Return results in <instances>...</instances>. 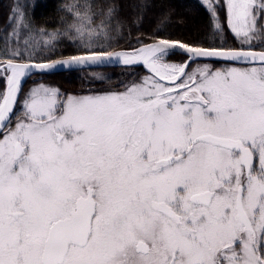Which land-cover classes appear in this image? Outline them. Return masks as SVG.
Segmentation results:
<instances>
[{"label": "snow or ice", "instance_id": "1", "mask_svg": "<svg viewBox=\"0 0 264 264\" xmlns=\"http://www.w3.org/2000/svg\"><path fill=\"white\" fill-rule=\"evenodd\" d=\"M227 7L248 50L159 39L105 51L94 46L104 20L92 27L89 10L68 26L82 54L0 63V264H264V50H251L264 29L254 0ZM177 48L188 60L168 62ZM194 58L251 66L188 73ZM114 61L154 76L66 98L34 85L16 114L33 70Z\"/></svg>", "mask_w": 264, "mask_h": 264}, {"label": "trees", "instance_id": "2", "mask_svg": "<svg viewBox=\"0 0 264 264\" xmlns=\"http://www.w3.org/2000/svg\"><path fill=\"white\" fill-rule=\"evenodd\" d=\"M75 5L79 7H73L70 12L69 7ZM13 9L22 13L19 25L16 19H10L14 15ZM109 9H112L110 15ZM225 9L224 0H208L207 3L204 0H0V62L8 59L42 62L82 54L83 46L68 26L79 24L75 16L77 11L84 14L89 10L95 13L92 27L104 20L107 38L102 36L94 46L103 45L105 51L133 50L159 39L179 40L196 47H239L228 28ZM259 18L261 23L258 25L262 29V15ZM17 51L21 53L19 58L13 56ZM185 58L182 53L171 54V59L184 61ZM203 61L216 64L214 67L239 65L208 60H197L190 65ZM127 69L147 73L141 66L74 69L37 74L24 87L31 81H41L64 94L85 93L103 87L118 88V75ZM93 71L105 76L90 75ZM5 85V81L0 80V90Z\"/></svg>", "mask_w": 264, "mask_h": 264}, {"label": "rangeland", "instance_id": "3", "mask_svg": "<svg viewBox=\"0 0 264 264\" xmlns=\"http://www.w3.org/2000/svg\"><path fill=\"white\" fill-rule=\"evenodd\" d=\"M205 3H207L208 0H204ZM225 1V13H226V20H227V25H228V28L231 32V34L233 35L234 39L237 40V42L239 43L238 46L239 47H242V48H248L249 46L245 43H243V37H237L235 35V33L232 32L230 26H229V23H228V0H224ZM254 3L256 5V8H255V12H254V15L258 17V24L260 25V21H261V18L260 15H261V9L259 7L260 3H261V0H254ZM257 24V28H259L260 26ZM261 29V28H260ZM262 29H264V15H262ZM252 47H259L261 49H264V38H254L252 41H251V48ZM168 62L170 63H182L183 61L181 60H175V59H171V55L167 58ZM1 63V62H0ZM3 63V62H2ZM205 64L209 65L211 67V69L213 71L219 69V70H226L228 68H231V67H237V68H244V67H250L251 65H248V64H245V65H242V64H239V65H236V64H225L224 66H219V67H214L216 64L214 63H211V62H206V61H203L201 63H195L193 64L191 67L189 66L188 69L186 70L188 73H193V72H197L200 68H202ZM146 71L147 73H137L136 71L134 72L133 70H130V69H127V70H122L120 71L119 75L120 78H118V82H119V86L118 88H115V87H107L104 89H95L93 91H90V92H85V93H71V94H74V95H89V94H96V93H101V92H121V91H124L126 89V87H130L133 83H136V84H139L142 82V80L145 78V77H152V75H150L149 73L151 72L150 70H148L146 68ZM92 76H95V77H104L105 74L103 75L101 72H96V71H93V72H90ZM32 78V77H31ZM0 80L1 81H5L6 83V74L4 73V70L2 68H0ZM31 80H34V79H31ZM38 84H45L49 87H52V88H56L52 85H49L48 83L46 82H41V81H31L29 84H27L23 91H22V95L20 96V99L18 101V106L16 107L15 111H16V114L19 115L22 111V104H23V99H24V94L28 92V90L30 88H32L34 85H38ZM6 87V85H5ZM62 94H64V92L60 91ZM69 94V93H68ZM65 98L67 96V94H64ZM15 119L16 117L13 116L12 118V125L11 126H14L15 124ZM2 135V133L0 134Z\"/></svg>", "mask_w": 264, "mask_h": 264}, {"label": "water", "instance_id": "4", "mask_svg": "<svg viewBox=\"0 0 264 264\" xmlns=\"http://www.w3.org/2000/svg\"><path fill=\"white\" fill-rule=\"evenodd\" d=\"M155 41H156V40H155ZM153 42H154V41L149 42V43H146V44H151V43H153ZM143 45H145V44L140 45V46L137 47L136 49L141 48ZM204 48H206V47H204ZM225 49H229V48H225ZM232 49H240V47H233ZM243 49L248 50V48H243ZM133 50H135V49H133ZM133 50H122V51H124V52H131V51H133ZM251 50L259 52V51H262V50H264V49L251 48ZM116 52H120V51H116ZM174 52H178V53H182V54L186 55V58H185L184 61L188 60V56H187V54L184 53L182 49L177 48L176 50H174ZM67 57H69V56L61 57V58H57V59H52V60H48V61H42V62H52V61L61 60V59L67 58ZM197 60H208V61H221V62L237 63V62H233V61H226V60H224V59H222V58H194L193 60L189 61L188 66H189L192 62L197 61ZM184 61H183V62H184ZM16 62H27V61H16ZM34 62H36V63H41V62H37V61H34ZM3 63H6V61L3 62ZM258 63H259V62H257V64H258ZM238 64H246V63H238ZM248 65H249V64H248ZM137 66H141V67H143L144 69H146V67H145V65L143 64L142 61H139V62L134 63V64H131V65H125V64H123L122 62L114 61V62L104 63V64H101V65H83V66H76V67H73L72 69H68V68H64V67H58L57 69L52 70V71L33 70L32 74H31L30 76H28V77L25 79V82L23 83L22 89H23L25 83L27 82V80H29L31 77H33V76H35V75H37V74H49V73H56V72H61V71L74 70V69H93V68H105V67H137ZM188 66H187V68H188ZM187 68H186V70H187ZM151 73H152V72H151ZM153 74H154V73H153ZM157 78H158V77H157ZM20 94H21V93H20ZM20 94H19V96H20ZM18 99H19V97H18ZM16 105H17V104H16ZM16 105L14 106L15 108H16ZM1 133H2V132H0V134H1Z\"/></svg>", "mask_w": 264, "mask_h": 264}, {"label": "bare ground", "instance_id": "5", "mask_svg": "<svg viewBox=\"0 0 264 264\" xmlns=\"http://www.w3.org/2000/svg\"><path fill=\"white\" fill-rule=\"evenodd\" d=\"M148 70H150L147 66H145ZM151 71V70H150Z\"/></svg>", "mask_w": 264, "mask_h": 264}]
</instances>
